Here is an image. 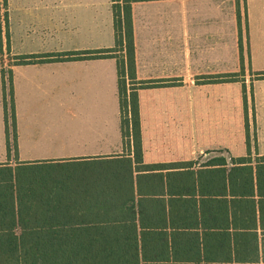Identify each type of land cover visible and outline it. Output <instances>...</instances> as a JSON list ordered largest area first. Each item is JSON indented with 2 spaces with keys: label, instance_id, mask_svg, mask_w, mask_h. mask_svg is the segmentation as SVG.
<instances>
[{
  "label": "crops",
  "instance_id": "1",
  "mask_svg": "<svg viewBox=\"0 0 264 264\" xmlns=\"http://www.w3.org/2000/svg\"><path fill=\"white\" fill-rule=\"evenodd\" d=\"M110 5V0H6L1 43L3 48L8 44L10 54L15 55L111 47L114 37ZM244 5L242 77L248 81L254 72L264 71V0H245ZM132 28L136 77L157 80V85L137 90L142 162L164 164V171L183 170L187 168L183 162L198 159L199 164L222 154L220 149L229 155L222 154L227 160L246 155L241 83L204 82L241 68L234 4L222 0L135 1ZM11 70L17 148L26 136L56 128L41 122L57 117L75 121L67 132L77 137L80 145L72 152L83 153L58 159L83 160L103 154L102 170L113 164L111 158L120 156H108L123 150L114 58L17 64ZM250 83L255 120V146L250 154L254 157L264 155V78ZM0 118L1 152L6 144L1 72ZM205 155L210 156L202 159ZM136 174L134 171L133 177ZM92 180L86 178L75 184L70 191L71 208L57 214L109 215L102 208L112 199L107 185L98 179L94 184L100 187H91ZM13 203L9 215H41L18 210L17 198ZM260 232L258 229L259 240Z\"/></svg>",
  "mask_w": 264,
  "mask_h": 264
},
{
  "label": "trees",
  "instance_id": "2",
  "mask_svg": "<svg viewBox=\"0 0 264 264\" xmlns=\"http://www.w3.org/2000/svg\"><path fill=\"white\" fill-rule=\"evenodd\" d=\"M110 1L114 37L111 47L11 55L6 46L7 54L13 59L11 65L115 59L119 127L125 152L111 158L112 165L93 173L95 180L91 181V187H100L99 183L94 184L98 179L107 185L112 199L102 208L109 215H58L71 208L70 193L64 184L37 177L24 179L20 174L13 182L10 172L4 178L1 171L0 264H264V155L252 157L250 154L244 80L241 87L246 155L230 156L227 160L220 154L199 164H196L198 159L189 160L183 162L187 166L183 170L164 171V164H144L137 90L157 85V80L136 77L132 3L140 0ZM3 3L6 5V0ZM240 23L237 9L243 71ZM0 72L7 146L8 110L11 136L16 142L12 70L0 65ZM237 74H219L204 81H237ZM261 78L264 71L254 72V79ZM47 161L52 159L24 161V164ZM14 198L20 202L18 210L41 215H9L14 209Z\"/></svg>",
  "mask_w": 264,
  "mask_h": 264
},
{
  "label": "rangeland",
  "instance_id": "3",
  "mask_svg": "<svg viewBox=\"0 0 264 264\" xmlns=\"http://www.w3.org/2000/svg\"><path fill=\"white\" fill-rule=\"evenodd\" d=\"M230 2L233 3L237 12V9L240 12V42H241V50L246 49V24H245V0H222V2ZM111 4V1H110ZM111 6V5H110ZM228 8V7H227ZM228 11L230 9H227ZM4 19H5V5L3 0H0V26L1 31L5 29L4 27ZM238 25V24H237ZM237 37H238V28H237ZM238 39V38H237ZM239 49V45H238ZM3 53L0 55V65H2L5 69L8 70L12 65L13 59L11 55L7 54L6 46L3 48ZM240 50V49H239ZM11 65V66H10ZM244 70V67H243ZM242 68L238 70L237 81L242 83V80L245 81V78L242 77L244 73H242ZM254 79V74L249 77L248 81H245L246 85V104H247V116L249 120V144L250 149L255 146V128L253 126L254 119V101L251 97V83ZM207 80V79H206ZM205 82V81H204ZM242 85V84H241ZM241 97H242V87H241ZM9 100V97H8ZM243 103V98H242ZM243 114H244V105H243ZM74 120L69 118H52L42 120L43 124H53V127L56 128H48L46 129V133H41L40 135H31L26 136L24 142L19 144L17 148V143L13 141L11 133H12V123H11V114L10 110H8V133H9V141L7 146L4 142V150L0 152V174L1 171H4V178L7 177L8 172L12 174L13 182H15V177L18 174L21 175L24 179L33 180L35 177L40 179H51L56 181L55 183L61 182L66 186V190L68 194L71 189H73L74 185L79 183V181L92 178L93 173L99 172L101 167L104 166L102 159L105 155H92L89 159H58L61 157L67 156H76L82 155L83 153H75L72 150L79 149L80 145L77 142V137L72 134H68L67 128L74 124ZM59 126V127H58ZM66 127V128H64ZM44 130H40L42 132ZM68 131V132H67ZM3 132V124L0 118V137ZM0 148H2L0 146ZM220 153L229 156L224 149L218 150ZM124 149L120 151H116L115 153H111L108 156H119L123 154ZM217 154V153H215ZM96 156V157H95ZM207 156L205 155L202 159H205ZM95 158V159H94ZM41 160V159H56L47 162H39V163H25L23 160ZM200 159V160H202ZM11 170V171H9ZM90 175V176H89ZM2 176H0V182H3ZM58 181V182H57ZM49 184L52 182L49 181ZM58 185V184H57ZM49 187V186H46ZM48 189V188H45Z\"/></svg>",
  "mask_w": 264,
  "mask_h": 264
}]
</instances>
